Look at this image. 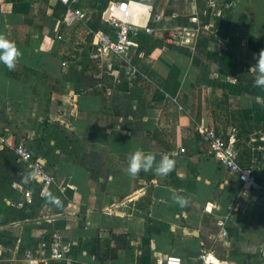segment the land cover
Returning <instances> with one entry per match:
<instances>
[{
  "label": "crops",
  "instance_id": "0c3cea01",
  "mask_svg": "<svg viewBox=\"0 0 264 264\" xmlns=\"http://www.w3.org/2000/svg\"><path fill=\"white\" fill-rule=\"evenodd\" d=\"M129 2L139 29L124 58L92 59L96 37H112L107 15ZM84 20L61 0H0V39L20 56L0 64V264H31L43 231L70 252L48 264H264V0H82ZM147 13H150L147 19ZM195 14L197 22L190 18ZM173 27L198 31L195 47L168 42ZM238 132L239 163L260 188L209 153L199 128ZM24 143L53 177L31 178ZM142 151L176 161L161 176L127 173ZM31 192V203L23 189ZM186 198L181 207L174 197ZM228 235H222L223 231Z\"/></svg>",
  "mask_w": 264,
  "mask_h": 264
},
{
  "label": "built area",
  "instance_id": "2783aa9c",
  "mask_svg": "<svg viewBox=\"0 0 264 264\" xmlns=\"http://www.w3.org/2000/svg\"><path fill=\"white\" fill-rule=\"evenodd\" d=\"M68 6L70 12L77 18L84 20L87 12L81 8L82 0H61ZM219 0H207L208 8H217ZM134 11L129 2L114 4L107 15V21L114 30L112 37H96L91 43V56L96 62L103 63L116 57L124 58L127 53L135 47L133 38L138 34L139 29H145L148 34L154 33L153 28L147 24L141 25L133 21ZM150 13H147V19ZM192 22H197L198 16L193 14L190 18ZM198 37V31L189 27H173L168 32L167 41L189 48H194ZM200 135L209 142V153L212 154L220 163L225 165L233 174H236L242 190L253 191L260 188L257 176L254 172L243 167L238 161L239 137L238 132L233 130L228 137L217 134L212 129L201 126ZM8 144V137L0 133V148ZM15 153L20 160L28 162L31 168V178L34 182L47 187L52 183L53 177L49 174L46 167L34 159L33 152L24 144L19 143L15 147ZM14 187L23 189L19 184ZM24 191L25 200L16 205L22 207L26 203H31V192ZM223 236L228 232L223 231ZM70 252V246L63 242L62 234L59 231H43L39 245L28 252L31 264H48L50 260H62ZM214 252L203 249L196 264H212ZM164 264H182L181 258L168 257Z\"/></svg>",
  "mask_w": 264,
  "mask_h": 264
},
{
  "label": "clouds",
  "instance_id": "9594fccd",
  "mask_svg": "<svg viewBox=\"0 0 264 264\" xmlns=\"http://www.w3.org/2000/svg\"><path fill=\"white\" fill-rule=\"evenodd\" d=\"M20 56V52L14 44L0 39V64H3L7 69L12 70ZM261 56V54H260ZM259 59L255 65L258 75L255 79V86L258 88H264V59ZM156 163L154 171L161 176H167L175 167L176 161L169 155H164L156 161V158L151 154H145L142 151L134 152L127 162V173L135 177L141 171L152 170L153 164ZM176 203L181 207L186 204V198L179 196L174 197Z\"/></svg>",
  "mask_w": 264,
  "mask_h": 264
}]
</instances>
